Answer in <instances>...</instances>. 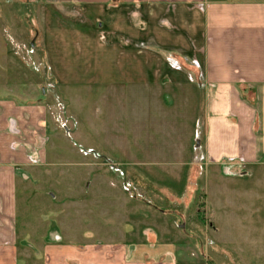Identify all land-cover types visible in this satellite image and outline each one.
Segmentation results:
<instances>
[{
	"label": "rangeland",
	"instance_id": "374dc122",
	"mask_svg": "<svg viewBox=\"0 0 264 264\" xmlns=\"http://www.w3.org/2000/svg\"><path fill=\"white\" fill-rule=\"evenodd\" d=\"M46 1L0 0V98L46 106L49 119L46 160L18 183L21 234L134 246L147 264H264L252 258L264 249V187L204 159L190 127H176L171 99H128L140 88L108 85L107 71L102 84L61 90L44 66L42 30L81 15L44 19Z\"/></svg>",
	"mask_w": 264,
	"mask_h": 264
},
{
	"label": "crops",
	"instance_id": "0c3cea01",
	"mask_svg": "<svg viewBox=\"0 0 264 264\" xmlns=\"http://www.w3.org/2000/svg\"><path fill=\"white\" fill-rule=\"evenodd\" d=\"M46 4L44 19L81 15L70 24L45 21L40 32L44 66L61 90L105 80L140 88L130 89L128 99L154 97L161 105L171 99L176 127H190L204 159L225 168L231 163L236 170L226 168L225 176L264 187V0ZM105 71L103 80L99 73ZM9 96L0 98V264H147V255L134 246L21 234L18 183L29 184L27 169L46 160L49 119L46 106ZM70 125L67 133L83 136ZM252 252V258L264 259V249Z\"/></svg>",
	"mask_w": 264,
	"mask_h": 264
}]
</instances>
